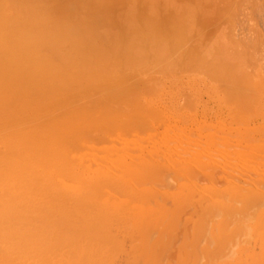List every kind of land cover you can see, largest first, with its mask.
<instances>
[{"label": "rangeland", "instance_id": "obj_1", "mask_svg": "<svg viewBox=\"0 0 264 264\" xmlns=\"http://www.w3.org/2000/svg\"><path fill=\"white\" fill-rule=\"evenodd\" d=\"M129 1H130V3H129ZM143 1H145V2L142 3ZM164 1L165 0H161V1L159 0V2H158V0H157V2H156V0H148V2H147L146 0H127L126 2H128V3L124 2L127 5L128 4H130V5H128V7L127 6L125 7L126 4H124V3L122 4L123 7L128 8L129 10L122 8L123 11H121L122 13H125L126 16H128V17H126L125 14H122L121 12L119 13V15H121L120 16L121 18H125L123 24L125 26H127V27H125L123 25V30L121 32H123L124 34L127 35V37L130 40L129 42H132L133 44L138 43V42H136V40H134V37L130 34V33H132V29H133L132 27H134L135 23H134V20L131 17H129V15L133 16V14L135 15V13L138 14V12H137L138 8L142 9V7H143L146 11L145 15L149 14L148 15L149 18L152 17L153 19L156 18L159 20L161 17L162 20L171 21L172 23L174 21L173 24L179 28L178 32H177L178 34H176V32H175V35H174V37H176L175 39H177V41L175 43L177 48L179 46L178 44L181 45V43H182V46H179V48H178L179 50L176 49V47H175V52L174 51L170 52L172 49H169V47H163L161 45L162 47H159L158 49H156L157 54H153V56H151V53H150V58H149V55H148V57H146L147 59L149 58V60H148L149 62L146 61L148 63V65L144 64L146 66H144V65L140 66V68L138 67L139 69L138 68L125 69L127 71L123 70L124 71V72L122 71L123 73L120 71L121 74H117V73L111 74L112 76H109L108 80L104 79V80H106V82H104V80L102 79L103 83H101L102 88H103L106 84L109 85L110 83L113 82L112 83L113 85H111L110 88L108 85H107L108 87L105 86V87H107L108 91H106V88L105 89L103 88L105 90V92L102 89V91L104 92V93H102L103 94L102 97L103 98H105L104 96L110 97L111 92L112 93L114 92L113 94L114 95L116 94V97H113V95H112L111 98H109V97H107V98H109V100H111L113 98L112 100H114V101L111 100V105H114L113 103L114 102L116 103V101H117L118 102L117 106L119 108L121 106L119 104V99L124 100L123 99L124 97L123 98L118 97V96H120L121 90H124V88H122V87L128 86L129 88H127V90L126 91L124 90V91L125 92L128 91L129 93H131L132 90L137 89L136 91H133V93L130 94V95L138 94V95L132 96L133 100L137 101V106L136 105H135L136 107L133 106L135 103L132 102L131 104H133V105L129 104L130 105L129 107L127 105H125L124 107H121V109L125 113V112H127L125 108H128L127 110H129V108L131 107L132 109H130V112L132 113L131 110H133L134 107L137 109V107L141 106L142 110H141V108H140V110H138L139 114H138V112H136V110H135V112L137 113V115H140L142 118H140V116L137 117L135 115L134 110H133L134 113H132L133 115H130V113L127 112L128 113L127 118H124V114L122 112L120 114H123V116L119 115L121 123L124 121L123 123L127 124L129 119H130L129 122L133 119V123H135V126H130L131 128L136 127L137 124L138 125L141 124L139 126V128L140 127H142V128L140 130L138 129L139 131L137 130V132H136L137 134L129 132L128 129H131V128H127V130H125V134L127 132L130 133V136L132 134L131 137H128V135L125 136L124 133H121L122 131H124V129H122V131L120 132L119 128L121 127V125L117 124V123H119V120L116 119L115 117L113 118V115H114L113 113L116 112L115 115H117V111H118V114H119L120 109L116 106H113V107H116L115 109L113 107L110 108V106L107 107V105H108L107 103L109 102V104H110V101H108V99H106L107 102L103 98H102L103 99L102 101H99V102L96 101L97 97L99 99L101 96L99 94L97 96L96 94L98 91L97 92L95 91V90H97V88H99V86L101 87V85L99 84V82H100L99 80L97 81L98 83L96 81H92L95 84H99V86H93L95 84L91 83V85L93 84L92 86L96 88V89L94 88V90H93V92H95V94L92 95L93 97L89 96V94L90 95L92 94V92L89 88H88L89 90H87V89L83 90L86 92L90 91L87 93H85L81 90V92H83V94H85L86 96L88 95V98L84 99L85 96L83 97V95L81 94L80 91L79 92L81 95L79 94L77 96V102L84 99L83 102H79L81 105L79 103H76V104H79V106L77 105V107L79 108L78 109L79 111L81 110L80 112H84L85 109L87 108V106H88V108L91 106V105L86 104L88 102L90 104L92 103V102H90V100L92 101V99H90L89 97L93 98V100L95 101L94 104H96L97 107H96V105H94L92 103V106H91L92 108H89V109H91L93 111H94V109H96L95 112H92L91 110H89L87 108L88 111H87V109L85 111V112H87L86 116H82L81 118L79 117V120H78V122H79L80 119H82V120L84 119L83 121L81 120L79 124L83 123L85 120L88 123L93 121L92 122L93 128L92 129L89 128L90 130H88V131H90L89 134L91 133L90 134L91 136L87 139V142H86L87 145H85L83 142H82V144L80 143L81 147H83L85 145L84 147H86L87 150L89 149V151L91 150L92 152L91 151L90 152L89 151H83L86 149L81 150L80 147L78 148V146H80V145L77 146L78 149H76V147H75V151L78 150L80 152V154H85L83 152H87L86 154H88V155H86V156H89V157H90V154H94V153H95L94 155H96V156L98 155L97 158H95L94 156H93V158H92V156L90 158L85 156L83 161H86L87 159H89L90 161L92 159L95 160V159L100 158V155H101V158L102 157L104 158V159L102 158V160L104 162L102 160L100 161L101 158L98 159L97 161L93 160L94 163L91 161V164H90L91 166L88 167V169L90 168L89 170H92V169L95 170L96 164L98 163L97 167L103 166L101 169L99 168L100 171L103 169H104V171L106 170L107 173L111 171L108 174H110L112 176H114V175L116 176V177L115 176L109 177L110 175L108 176V174L105 173L106 174L105 176L109 177L108 179L109 180L111 179V180L108 184H105V183L103 184L101 176H104V174L101 176L99 175L100 178L98 179V176H97V179L100 183L95 180V184H96V182H97V184L102 183V185H101L102 187L101 186L99 187L101 189V191H106L107 188L109 191L110 187H111V190H110L111 193H112V191H114L112 194L113 196H114V194H116L115 192H117L118 190L121 191V192L118 191L119 193H122V190H123L122 187L125 188L124 190H126V188H128L127 190H128V193H130V194H128L127 192H124L125 196L122 193V197L123 196L126 197L125 193H127L128 196L132 194V197L138 193L140 194L141 192H142L141 194L144 193L147 195L148 191L150 190V189L147 190L148 188H150V187L152 189L155 188L154 190H157V191H155V194H154V192H153L154 190H153L152 191L153 195H152V193H150V195L148 194V196H146L149 198V200H147V198H144L147 202L149 201L150 203L147 206L146 205L145 206L139 205V207H140L139 210H140V212H142V211L144 212L143 209L146 208L147 213H149L151 211L150 208L154 209V211H155L158 209L157 206H159L158 211L161 210L160 214L162 213L165 215V219L163 218V220L161 222L157 223V221H156V223L159 224L157 227H155L157 225L156 223L154 224V226L152 228V226L150 227V225L147 222L145 224L149 225L148 227H150V228L147 227L144 229L145 226L141 225L140 223L146 219L144 218V220H143L141 218L140 219L141 221H140L138 216H135V214L133 215V213H135V210L129 211L128 208L126 210L125 207L121 206L122 211L125 212V214H126V215H122L123 212L121 211V213H122L121 215L124 217L123 219L126 218V222H127L128 218H129L128 224L125 221H123V224H125V223L127 224V225L125 224V227H123L121 225L122 223L121 224L119 223V221H121L122 218L120 219V217H119L120 215L116 214L118 212V211L116 212L117 208L115 209L113 207L114 210H112V215H113V213H114V215H118V219H120V220L116 221V224L118 222V225L119 224L120 225L114 226L115 223L113 222L111 224V226L113 225L112 227L110 225L108 226V227H111V230H108V227L107 228L103 227L104 229L101 228L102 229L101 231L104 230L103 232L105 234V230H106L107 233H110L109 237L113 236L114 241L112 240L113 238H111V239L108 238L107 233H106L107 236H105V237L108 238L109 241L110 240L113 241L111 243L112 244L111 246H114L115 248L114 247L112 248L110 245H108V246H106L105 250H103V248L101 249L103 251H106L104 253V255L107 252H108V255L106 254V256H104L102 253L101 254L104 256L103 258L106 257L105 259L107 261H110L112 259L111 263H109V264H141V261H143V259L139 256L141 254L143 255V258H145V260H144V261H146L145 264H165V263L166 264H168V263H170V264H184V263H186V264H264V242H263L264 241V232H263L264 229L262 228L263 229L262 230L259 227L255 226V224L256 225L258 224V226L260 225V226L264 227L263 226L264 225V220H263L264 219V60H263L264 59V52H263L264 51V46H263L264 45V42H263L264 41V21H263L264 20V12H262V11H264V9H263L264 8V6H263L264 0H262V1L261 0H247V1L246 0H225V1L224 0H221V1L220 0H216V1L215 0L214 1L213 0H210V1L209 0H203L204 3L202 0H200V1H202V2L199 1L201 4L198 2V0H195V1L194 0H187V1L185 0L186 2H184V0H183V2H182V0H180L181 4L183 3L184 6L188 4V6H186V9H184V10H183L184 6L181 4H180L181 6L178 5L179 1L177 2V0H174V2H172L173 0H168L169 5L167 2L165 3ZM222 1H224V2H222ZM154 2L156 3V5ZM253 2H255V3H253ZM256 2L259 4H257ZM145 3H150V4L146 5V6H148V5H150V6H148V7L144 6ZM189 3L192 5L191 7H190ZM207 3H208V7H211L210 5L214 4L211 7V9H213L214 11L210 10V8L207 7ZM140 4L142 5V7ZM196 4H197V6H196ZM250 4H251V6H250ZM151 5H153V7ZM193 5H195V6L193 7ZM204 5H205V7H204ZM217 5H218V7H217ZM220 5H222V6L220 7ZM131 6H132V8H131ZM161 6H163L162 7L163 11H162V8H159ZM232 6H234V7L236 6V8L234 9ZM259 6H261V7H259ZM191 8H192V10L194 9L195 11H192ZM215 8H217V10L219 9L218 11H221V12H218L219 13L218 15L216 13L217 10ZM178 9H179V11H177ZM188 9H190L191 11ZM260 9H262L261 12H259ZM151 10L154 12H151ZM234 10H235V12H234ZM126 12H128V13H126ZM166 12H168V13H166ZM182 12H184V13H182ZM186 12H188L190 15ZM209 12L211 13L210 15H209ZM197 13H198V15L200 14V16L202 15L204 18L202 16L198 17V15H196ZM166 14L170 15V16H167ZM187 14H188V16H187ZM192 14L193 15L195 14L194 15L195 17ZM184 15H185V18H184ZM219 15H220V17H219ZM190 16L194 19V21L195 20L196 21L193 22V19L190 20L191 19ZM196 16H197V19H196ZM212 16H213V18H212ZM216 16H217V18H215ZM242 16H244V17H242ZM206 17L207 18L210 17V18L207 19ZM179 18L181 19V22H180ZM205 18L208 21L210 20V22H211V19H213L212 20L213 23L208 22V23H206L205 28H203ZM219 18H221V19H219ZM167 19H169V20H167ZM185 19L190 20V21H187V20L185 21ZM129 21H130V23H129ZM125 22H127V23H125ZM193 23H194V26H193ZM200 24H201L200 30H202L201 31L202 33L199 32V27H197L198 29L196 28L197 29L196 34L198 33L199 35L197 34L198 36H196L194 34L195 28H193V27H196L197 25L199 26ZM211 25H212V28L209 27ZM128 26L129 27L131 26L130 27L131 29H129L130 31L128 30V28H129ZM205 29H206V31L208 29V31L203 32ZM252 29H254V30H252ZM182 30H183V36L184 37L181 34ZM186 30H187V32H185ZM117 31L114 33L119 34L120 31H118L119 33H117ZM249 31H251V32H249ZM189 32L191 33V36L193 35L191 37L192 39H194V37L196 38V39H194L195 41L190 39V36H189L190 40L189 41L187 40L188 39L187 36L190 34ZM254 32H256V33H254ZM104 33L108 36L109 35L111 36L112 34L114 35V33H111L110 30H106ZM248 34H249V36H248ZM255 34H256V36H255ZM178 35H181V36L178 37ZM251 35H253V37ZM249 38L252 39V40L250 39L251 43H250ZM245 39H246V41H249V42L248 43L245 42L244 41ZM191 40H192V42H190ZM227 40H229V41H227ZM173 41H174V39H173ZM231 41H233V42L231 43ZM242 41L245 44L241 43ZM252 41H253L254 45L252 44ZM197 42L202 43V45L200 43H197ZM246 43L248 45H246ZM189 44H191V45H189ZM196 44H198V45H196ZM206 44H207V46H206ZM210 44L211 45L214 44V45L211 47ZM216 44H218L222 48H219V46ZM183 45H185V48L187 46V48L182 49ZM237 45L239 46V50H241L240 52L237 49L238 48ZM249 45L252 47H249ZM165 46H167V45H165ZM198 46H199V48H197V50H195L196 47H198ZM229 46L232 48V50ZM233 46L235 47V50H234ZM236 46H237V48H236ZM191 47L194 49H192ZM217 48H218V51H220V52H218L216 50ZM223 48H225V49H223ZM135 49H136V51L134 52V54H136L137 51H139V50H137V48H135ZM206 49H207V51H206ZM260 49H261V51H260ZM161 50H162V53L159 52ZM184 50H186V51L183 52ZM192 50H194V51H192ZM179 51L181 53L183 52L184 54L183 55L180 54ZM203 51L205 54L203 53ZM209 51H211V53H209ZM221 51L222 52L224 51V52L222 53ZM242 51H244L246 54H244V52H242ZM235 52H237L239 56L237 55V53L235 54ZM259 52H261V53H259ZM173 53H175V54L172 57ZM228 53H230V54H228ZM166 54H167V56H164ZM159 55H160V57H159ZM202 55H204V56H202ZM209 55H210L211 59L209 58ZM218 55H220V56H218ZM255 55H256V57H255ZM170 56H171V59H170ZM241 56H242V58H241ZM154 57H155V59H154ZM157 57H158V59H157ZM163 57H164V59H163ZM179 57H181V58H179ZM214 57H215V59H214ZM245 57H246V59H245ZM249 57H250V59H249ZM177 58H178V60H177ZM194 58H195V60H194ZM197 58L199 59L198 61H197ZM150 59L152 60V62L154 61L152 64H149L151 61ZM168 59H170L172 62L168 61ZM209 59L211 62H206V65L204 62H202V61H209ZM158 60H163V61H158ZM166 60H167L169 66H167ZM182 60H183V62H182ZM180 61L182 64L179 63ZM213 61L218 65L219 68L217 67L216 64H214ZM156 62L158 64H156ZM160 62H161V64H160ZM224 62H225V64H224ZM162 63H164V65L166 63V65L163 66ZM195 63L198 66H195L196 65ZM208 63H210V64H208ZM139 64L141 65V63H139ZM171 64H172V66H171L172 68L170 67ZM174 64H175V66H174ZM213 64H214V66H213ZM160 65H161V69L159 67ZM207 65H208V67H207ZM224 65L226 66V68ZM234 65H235V67H234ZM221 66H224V67H221ZM155 67H157V68L159 67V69H157ZM167 67H169L170 69L168 68L166 70ZM210 67H212L211 70H210ZM208 68H209V70H208ZM136 69H138V71H136ZM205 69L207 70V72ZM228 69L230 71H228ZM129 70L132 72H130ZM161 70L162 71L166 70V71H163L164 72L163 73V72H161ZM241 71H242V73H241ZM224 72H225V75L228 72V74H230L231 76L228 75V77H229L228 78L227 75L226 76L223 75ZM113 75H115V76H113ZM243 76H244V78H243ZM245 76L248 77L247 78L248 80L246 79L247 82L244 80L246 78ZM235 77L238 79H235ZM122 78L123 79L125 78L127 81L125 79L123 80ZM130 79H131V81H130ZM240 79L242 81H240ZM251 79H252V82H251ZM119 80H122V81L120 82ZM243 80H244V82H243ZM231 83H233V84H231ZM251 83H252V86H251ZM103 84H104V86H103ZM121 84H122V86H121ZM114 86H116L117 89L114 88ZM118 86H119V88H118ZM228 86H229V88H228ZM130 89H132V90H130ZM124 91L122 93H124ZM224 91H226V92H224ZM106 92L109 95H105V94H107ZM129 93H128V95H129ZM124 94H127V93H124ZM124 94H122V96ZM128 95H126V96L124 95L126 97V99L124 100L125 102L131 98V97H127ZM80 96H82L83 98L81 97L79 100L78 97H80ZM95 96H97V97H95ZM114 98L117 100H115ZM132 98L130 99L131 101H132ZM134 98H136V99H134ZM86 100H87V102H86ZM104 101L106 102V106L103 105ZM128 101H127V103L131 102V101H129V102ZM96 102H98V103H96ZM125 102H124V104H125ZM84 103L87 106L84 110H82L83 108L81 109V106L85 107ZM100 103L106 109L104 107H102L100 105ZM121 104H123V103H121ZM99 105H100V107H99ZM143 107H145V109H143ZM146 107H148V109L150 108L151 112L148 109H146ZM97 108H99L100 110L103 108V109H105V112L106 111L111 112L109 114H111L112 117L111 116L109 117L106 113L104 115L105 118L102 117L103 116L102 113L104 110L98 111L99 113H96ZM107 108H110V109H107ZM123 108L125 109V111ZM116 109H118V110H116ZM148 111H149V113H148ZM155 111H156V113H154ZM90 112H92L94 114L91 115L92 113L90 114ZM157 112H159V113H157ZM236 113H237V115H236ZM151 114H154V115H151ZM79 115L81 116V113H79ZM88 115L91 116V118H89ZM95 115H96V119H95ZM98 115H99V117H97ZM92 116L94 117L93 120H92ZM156 116H157V118H156ZM116 117L118 118V116H116ZM152 117H154L155 119L154 118L152 119ZM87 118H89V119L87 120ZM103 118H104V121H103ZM107 118H108V120H107ZM110 118H111V120H110ZM136 119H138V121H139L138 123H137ZM94 121L96 124H94ZM101 121H102V123H100ZM109 121H110V123H112V126L114 128L116 127V126H114L115 124L118 125V128H117L118 131L114 132V130H117V129H113V127H110L111 124H109ZM114 121H115V124L113 125ZM86 122H84L85 125H86ZM103 122H105L104 124L107 127L108 131H111V129H113L111 133L114 132V134L116 133V135L113 134V136H112L111 134L108 133V135H111V136H109L110 137L109 138L107 135H105V134H107L106 131L99 133L100 130H98L99 134L94 132L97 130V129H95L97 126H100V125H101L100 127L104 126V125H102ZM97 123H98V125H97ZM131 123H132V121H131ZM144 123H146L145 124L146 128H145ZM79 124H78V129H80L79 130L80 132L82 130L81 136H83L84 125L82 124V126L79 127ZM138 125H137L136 129L138 128ZM122 126H124V125H122ZM106 127H104V128H106ZM100 129L103 130L102 128H100ZM91 130L92 131L94 130V131L91 132ZM143 130H144V132H143ZM132 131H134V130H132ZM138 132H140V135L138 134ZM85 133H87V132H85ZM102 134L105 135V137H102ZM197 134H200V135L197 136ZM204 134L206 136L207 135L209 136V139H210V141H213V144H211L212 142L210 144H208L209 143L208 136L206 137ZM133 135H135V136H133ZM173 135H175V136H173ZM85 136H87V135H85ZM106 137H108L109 139ZM118 137H120V138L124 137L125 140H122L123 138L120 140ZM135 137H137V139L134 141V143L137 144L136 146L139 149H136V147L134 148L133 146H135V145H132V144H131L132 146L129 145L130 142L126 147H123L126 145L125 142L127 143V141H131V140H133L132 138H135ZM160 137H162V139ZM180 137H182V139ZM77 138H79V136ZM114 138H116L115 140L119 139L120 142H122V144H125V145H122L121 143H119V141H115V143H114ZM93 139H95L96 141L100 140V142H96ZM180 139H181V143H179ZM110 141L111 142L113 141V144L115 145V147L117 146V151L115 148V151H116L115 154H117L116 157L119 158V155H120V157L123 156V160L125 158L124 161L125 162L127 161L125 165H127L128 167L123 165L124 163L122 164V166H123L122 167L120 165L121 164L120 162H119L120 164L116 163V162H114V163L112 162L115 159L117 161H119V160L114 156L115 155L113 153L114 150H111L110 153H109L110 150H107V149H110L112 146V143L110 144ZM123 141H125V142L123 143ZM147 141H148V143H146ZM175 141L178 143H176ZM194 141H195V143H194ZM214 141H215V143H214ZM105 142H108V143H105ZM132 143H133V141H132ZM188 143H190V144H188ZM186 144H188V145H186ZM217 144H219L220 147ZM177 145H178V147H177ZM183 145H185V146H183ZM206 146H207V148H206ZM216 146H218V147H216ZM195 147H197V148H195ZM113 148H114V146H113ZM140 148H141V151H139ZM156 148H157V150H156ZM197 149L199 152L197 151ZM106 150L108 151L109 154L107 153ZM146 150H147L146 153H148L147 157L145 154ZM153 150H156L158 156L156 155L155 151H154L155 152L154 155H156V156L153 155ZM189 150H192L191 152L193 154ZM179 151H180V153H179ZM221 151H223V152H221ZM104 152H106V153H104ZM142 153L144 155H142ZM185 153H186V155H185ZM245 153L247 155H245ZM138 154H139V156H137ZM196 154H198V155H196ZM219 154H220V156H219ZM239 154H243V155L239 156ZM112 155H113V157H112ZM148 155L151 157V159L149 158ZM221 155H222V157H221ZM76 156L78 158L80 155L79 156L76 155ZM127 156H132V157L129 158ZM141 156H144L146 158L141 157ZM175 156H176V158H175ZM179 156H180V158H179ZM135 157L136 158L138 157L137 158L138 160ZM181 157H183V158L181 159ZM192 157H195V158H192ZM203 157L207 160H205ZM105 158H106V160L107 159L110 160L112 158L111 163L109 162V160H108L109 163L107 161L105 162ZM142 158L144 159V161L141 162ZM159 158H160V160H159ZM79 159H81V158L79 157ZM190 159H191V161H190ZM131 160H132V162L135 163V165H133ZM181 160H182V162H181ZM186 160L189 162L185 163ZM151 161H153L154 164L156 162L157 165L156 164L155 165L150 164ZM169 161H170V163H169ZM203 161H204V163H203ZM190 162H192V163H190ZM80 163H81V161H80ZM88 163H86V164H88ZM92 163H93V165H92ZM105 163H107L106 166H105ZM130 163H132V165H130ZM179 163H181L182 165L179 166L178 165ZM209 163L212 165L214 164V166H213L214 168ZM136 164H138L137 165L138 167L136 166ZM141 164H143V166ZM158 164L160 166H158ZM173 164H177V165H173ZM187 164H190L191 166L187 165ZM195 164H197V165L195 166ZM147 165H149V166H147ZM151 165H154V167H152ZM200 165L203 168L205 167V169H203ZM129 166H131V167H129ZM145 166H147V167H145ZM155 166H158L160 169L158 170V168ZM206 166H207V169H206ZM106 167H108V168L106 169ZM113 167H115V168H113ZM134 167L136 169H134ZM140 167H141V169H140ZM187 167L189 169H192L194 167L192 169L194 171H195V168H196V170H197V168L199 169V167H200V169L201 168L202 169L199 170V171H201L200 173L198 171H197L198 173L197 172L192 173L191 172L192 170L191 171L188 170L187 174H185L187 169H188ZM77 168L81 169V167L80 168L77 167ZM84 168H86V167H84ZM116 168L117 169L119 168L120 171L117 170ZM126 168L129 172L127 170H125ZM147 168L151 174L146 170ZM154 168H156L157 170H155ZM177 168H178V170H177ZM82 169H83V167H82ZM121 169H122V172H121ZM139 169H140V171H142V172H140V174L143 173V175H144V173H145L144 171H146L147 177L151 176L152 178L151 177H149V178L152 181L153 180L154 181L151 182V180L149 178H148L149 180L146 178V180L148 181L147 184H145L146 180L143 179L144 181L142 180V182H143V185H142L140 179L145 178V176L141 177V175L138 172ZM182 169H183V171H182ZM223 169H225V170L223 171ZM83 170H84V172L86 171L85 173L88 174V177L92 173L93 177L92 176L91 177L94 178L96 171L90 173V172H87V169H83ZM96 170L98 171V168ZM113 170H115L114 171L115 173L112 172ZM134 170L137 171V173L139 174V176L141 178H139L138 176H137L138 178L136 177L135 174H137V173ZM80 171L78 170V173H80ZM125 171L129 173L128 179H126V177H128V173H125ZM160 171L161 172L163 171L162 174H160L161 173ZM180 171H182V172H180ZM184 171H185V173H184ZM231 171L234 174H232ZM84 172H83V175L85 174ZM98 172L96 175H98ZM133 172H135V174ZM152 172H154V173L152 174ZM173 172L175 174L174 176H178V178H176L177 181L174 180L175 177L173 179ZM190 172H191V174H190ZM118 173L122 177H124L126 175L125 179L128 182H131V184L133 182H135L136 179H139L140 182H138V183L139 184L141 183L140 187L142 186L141 187L142 190L138 187L137 183H136L137 187L133 186L134 185V183H133L132 186H133V188L135 187L134 190L136 191L134 193V190H131L133 188L131 186H128L129 183L125 184V182H127V181H125V179L122 177H120V179L118 181L123 179L122 181H124V182L120 181L121 183H119L117 181L118 177L120 176ZM158 174H160L162 176L159 175L160 177H157L158 179H156L155 175L158 176ZM182 174L187 175V176H185V175L184 176L187 177L189 180L187 178L186 179L184 178L182 181V178H183ZM201 174H203V175L201 176ZM134 175H135V178H134ZM180 175L182 176V178L180 177ZM208 176H209L210 180H208ZM153 177L156 179V181H155V179H153ZM100 179H101V181H100ZM108 179L106 178V180H103V182L109 181ZM132 179L133 180L135 179V180L132 181ZM157 180H158V184H157ZM208 181H210V182H208ZM112 182H115L116 185H114V187H113V185L112 186L110 185V187H109V184H113ZM150 182H151V186H149V184H148ZM80 183L82 185L81 181H80ZM117 184H119V185L117 186ZM237 185H238V188H237ZM115 186H117V187L120 186L121 188L120 187L117 188ZM143 186L145 188H143ZM232 186H236V187H232ZM104 187H105V189H104ZM112 187L116 188L118 190L115 191L112 189ZM129 187L131 189H129ZM231 187H232V189L230 192ZM225 188H227L228 192L226 191ZM251 189H253V190H251ZM137 190L138 191L140 190L141 192L139 191L137 193ZM158 190H159V192H158ZM108 191H106V193ZM144 191H146L147 193ZM109 192L107 194L110 197V199L112 198L111 200L113 202V199L115 196L113 197L111 195V193L109 194ZM150 192H151V190H150ZM156 192H158L157 196H156V194H157ZM230 193H232V195ZM144 194H143V197H144ZM116 196H119V194ZM132 197L130 199L126 197L127 199L126 198H124V199H126V200L129 199V201H130V200H132ZM143 197L140 198V195H139L138 196L139 200H137V199H136L137 201L134 200L135 203H137V205L138 204H144L145 201H144ZM199 197H201V198H199ZM247 197H248V199H246ZM116 198H118V197H116ZM243 198H245V199H243ZM124 199H120L121 202L124 203L123 205H128V207H130V209H132L133 207H131V206H134V205H132L134 203V201H130V202H133L130 206L129 205L130 203L127 204L128 201L125 202ZM201 199L202 200L204 199V200L202 202H199ZM119 202L118 203L114 202V203H117L120 206ZM181 204H182V206L177 208ZM114 206H116V204ZM119 206H118V208L120 209ZM242 206H244V207H242ZM134 207L138 208L136 205ZM124 208H125V210H123ZM148 209L150 210L149 212H148ZM175 209H176V211H175ZM178 209H180L179 213H175V212H178ZM201 209L207 210V211H204V212H206L207 216L204 215V212L201 211ZM240 209H241V211H240ZM127 211H128V214L126 213ZM137 212H136V214H139ZM200 212L202 213L201 214L202 216H200ZM147 213L143 214V216L149 215ZM180 213L182 215H179ZM139 215H142V214L140 213ZM203 215L205 217H203ZM158 216H160V215L158 214ZM177 216H179V217H177ZM256 219L257 220L260 219V221H253ZM208 220H213V221L209 222ZM240 222H241V224L239 225ZM132 224H135V226ZM237 224H238V226H237ZM241 225H243V227ZM113 227L116 229L118 228L117 229V230H119L118 233H117V230L112 229ZM122 227H123V229H122ZM124 228H126V230L128 229V231H126ZM236 229H238L239 232ZM113 230L115 232H111ZM120 230H121V232H122V230H125L126 232L124 231V233H122L123 234L122 235L120 233ZM259 230H261L260 233H259ZM245 231H246V235L244 233ZM132 232H133V234L135 232H137L136 233L137 235L136 234L132 235ZM139 232H142V234H140ZM211 232H212V234H211ZM215 232H216V234H215ZM111 233H112V236H111ZM213 233H214V235H216V237L213 236ZM115 234H117V235H115ZM128 234H130V235H128ZM248 234H250L251 238H249V236H247ZM141 235H142V237H141ZM210 235L212 237H214V239L210 238L209 237ZM220 235H222V236H220ZM123 236H124V240H123ZM145 236H148L147 241L146 240L144 241L141 239V238L146 239L147 237L145 238ZM222 237L225 238V241L222 240ZM216 238L218 241L221 239L220 241H222V243L224 242L225 246L221 242L220 243L224 247H227V248L222 247L223 250H221L222 248L220 247V251L221 252L223 251L222 253L217 252V251H219V250H217L219 248V245L216 244V242H218L216 240ZM261 238H263L262 243H258V242H260V240H262ZM129 239H131V241H132V242H130L131 243L130 245H129ZM215 240H216V242H215ZM110 242H108V240H106V243L110 244ZM117 242H119V243H117ZM121 243H122V245H121ZM123 243H125V244H123ZM117 244H119L120 246L119 245L117 246ZM100 245H102V244H100ZM134 245L135 246L137 245V247H135ZM206 246L209 247L210 250L212 249L211 251H213V254H211V252L205 253L206 251H205V249L203 250V248ZM99 248H101V246ZM115 249H118V250H115ZM137 249L138 250L140 249V250L138 251ZM224 249H225V251H224ZM101 250L99 251V255H100ZM132 250H137L138 252L136 251V253H138V254H136ZM48 253L49 254H46V256L51 255V252H48ZM111 254H113V255H111ZM52 255L55 256V258L57 259L58 256H57L56 252L53 251ZM102 255L100 257L103 261L105 259L102 258ZM136 255H137V257H136ZM138 256L140 257V259ZM89 257H88V259H89ZM100 257L98 258L99 260L96 258L98 261L95 259V262L98 263L99 261H101ZM110 257H111V259H110ZM53 258L54 257H52L48 261H52V263H56L55 262L56 259L55 258L53 259ZM92 259L93 258L91 257V260ZM246 259L247 260L249 259V263ZM106 260L104 262H106ZM13 261H15V259ZM13 261H12V263H14ZM5 262L7 263V260H5ZM91 262H90V260H88V264L94 263V262H92V263ZM99 264H104V263L102 262ZM107 264H108V262H107Z\"/></svg>", "mask_w": 264, "mask_h": 264}, {"label": "bare ground", "instance_id": "obj_2", "mask_svg": "<svg viewBox=\"0 0 264 264\" xmlns=\"http://www.w3.org/2000/svg\"><path fill=\"white\" fill-rule=\"evenodd\" d=\"M126 1L127 0H0V264H88V260H90V262L93 260L92 261V262H94L93 264H99V263H102V262L104 264H107V262H108V264H109L112 261V259H111L112 256L111 255H113V254L110 255L111 256L110 257L111 260L107 261L105 259L106 257L105 258H103V257L106 256V254L108 255V252L104 255V253L106 251H103V250H105L106 246H108V245L111 246L112 245L111 243L114 241V238L112 236V233H111L112 237H109L110 233H107L106 230H105V234H104V232H103L104 230L101 231L102 230L101 228H103V227L107 228L109 225L111 226V224L113 222L115 223L114 226H116V225H118V222L116 224V221L120 220L121 218L122 219H121V221H119V223L120 224L122 223L121 225L123 227H125V224L126 223L128 224L129 218H128L127 222H126V218L123 219L124 217L122 215H126V214H125V212L122 211V207H125L126 210L128 208L129 211L130 210H135V213H133V215L135 214V216H138L139 220L141 218L144 220V218H145L146 219V220H144L145 222L144 221H142V222L144 224L148 222V224L150 225V227L152 226V228H153L154 224L156 223V221L158 223V222H161L163 220V218L165 219V215L162 214V213L160 214L161 210L158 211L159 210V206H157L158 209L155 210V211H154V209L149 207L151 209V211L148 209V212L150 211L149 213H147V209L146 208L143 209L144 212L143 211L140 212V210H139V208H140L139 205L140 206L141 205H143V206L146 205L147 206L150 203L149 201L147 202L144 198H147V200H149V198L146 197V196H148V194L150 195V193H152V191L155 188H153V189L151 187L148 188L147 190L150 189L151 192L149 190L147 195L143 193L144 197H143V194H141L142 192L139 190L141 192L139 194L138 193L139 191L137 190L138 194L134 195L135 197L133 196L134 197L133 198L132 194L129 195L130 197L128 196V194H130V193H128V190H127L128 188H126V190H127L126 191V190H124L125 188L120 185L123 188V190L121 189L123 195H124V192H127L128 194L125 193L126 197L129 198V199L132 197V200H130V201L139 200L138 199L139 195H140V198L143 197V199L145 201L144 204H138V205H137V203H135V201H134V203H135L134 204L133 202H130L129 199L126 200L127 198L124 197L125 195L122 197V193L118 192L120 190H118L116 188H113L114 185H116L115 182H112L113 184H109V187H110V185L111 186L113 185V187H112L113 190H115V191L118 190L117 192H115L116 194H114L115 197L112 195L114 191H112V193L110 191L111 187H110V190H109L110 192L108 191V188L106 187L107 188L106 191H108L109 194L111 193V195L114 197L113 202L111 200L112 198L110 199V197L108 196V194H107L108 192L106 193V191H101V189L99 187L102 185V183L103 184L104 183L108 184L110 182V180H111V179L109 180L108 178L109 177H114L115 175L113 174L114 176H112V175L108 174L111 171L107 173V171L106 170L104 171V169L100 171L99 168L101 169L103 166H100L101 165L100 164L99 165L100 167H97L98 163L96 164V167L98 168V171L100 173L102 172L101 174L96 170L97 169L96 167H95V170L92 169L93 171L89 170L90 168L88 169V167L91 166L90 165L91 161L93 162V160H94V159H92L93 156L95 158L98 157V155L97 156L94 155L95 154L94 152H93L94 154H90L89 152L91 150L89 151V149L87 150L86 147H84L85 145H87V143H86L87 139L91 136L90 135L91 133L89 134L90 131H88V130H90L89 128H91V129L93 128L92 127L93 126L92 125L93 121L88 123L85 120L84 122H86V125L84 124V122L79 124L82 119H80V121L78 122L79 117L81 118L82 116H86L87 112H85V111L88 108V106L85 105L87 100L84 103L85 107L81 106V109L83 108L82 110H84L86 108V106H87V108L85 109L84 112H80L81 110L79 111L78 110L79 108L77 107V105L79 106V104H80L79 102H83L85 98H88V95L86 96L85 94H83V92L87 93V92H90V91H87V92L83 91L84 89H87V90L90 89L92 94L91 95L89 94V96H92V95L95 94V92H93L95 87H93V86H99V84L101 85V83H103L102 79L103 80L104 79L108 80L109 76H112L111 74H116V73L117 74H121L120 71L121 72L123 70L127 71L125 69H130V68L132 69V68H138V67L140 68V66H143L144 64L148 65V63L146 61L149 60L150 53H151V56H153V54H157L156 53L157 52L156 49H158L159 47H162V46L163 47H169V49H172L170 52H173V51L175 52V47H176V49H178L179 46H182V43H181V45L178 44L179 46L177 48V46L175 44L177 39H175L176 37H174V35H175V32H176V34H178L177 32H178L179 28L173 24L174 21L172 23L171 21L162 20L161 17H160L159 20L156 19V18L153 19L152 17L149 18L148 17L149 14L145 15L146 11L142 7L141 4L140 5H141L142 9L141 8L139 9L138 8L139 6L137 7L138 11L134 8L138 12V14L135 13V15L133 14V16L129 15V17H131L134 20V23H135L134 27H132L133 28L132 29V33H130V34L134 37V40H136V42H138V43L133 44L132 42H129L130 40L127 37V35L124 34L123 32H121L123 30V25H124L123 22H124L125 18H121L120 17L121 15H119V13L121 11H123L122 8H125L126 6L128 7V5H130V4L127 5L126 3H128V2H126ZM146 1L148 2V0H146ZM186 1L184 0V2H186ZM199 1L200 0H198V2ZM202 1H200V2H202ZM224 1H222V2H224ZM124 2H126V3H124ZM144 2L145 1H143L142 3H144ZM156 2H157V0H156ZM158 2H159V0H158ZM164 2L168 3V0L167 1L165 0ZM172 2H174V0ZM177 2L179 3V4L177 3L178 5L181 4L180 0H177ZM182 2H183V0H182ZM123 3L126 4L125 7L122 6ZM129 3H130V1H129ZM203 3H204V1H203ZM253 3H255V2H253ZM147 4H150V3H145L144 6H146ZM257 4H259V3H257ZM155 5H156V3H155ZM168 5H169V3H168ZM181 5H183V3ZM189 5H190V7L192 6L190 3H189ZM205 5H204V7H205ZM213 5H210V6L212 7ZM222 5H220V7ZM148 6H150V5H148ZM148 6H146V7H148ZM151 6L153 7V5H151ZM163 6H161L159 8H162ZM186 6H188V4L183 7V10L186 9ZM194 6L195 5H193V7ZM196 6H197V4H196ZM250 6H251V4H250ZM207 7H208V3H207ZM211 7H208V8H210V10H213V9H211ZM217 7H218V5H217ZM232 7L234 9L236 8V6L235 7L232 6ZM259 7H261V6H259ZM131 8H132V6H131ZM125 9L129 10L128 8H125ZM215 9L217 10V8H215ZM188 10H190V9H188ZM191 10H192V8H191ZM218 10H217V12L215 11L217 13V15L219 14L218 12H221V11H218ZM261 10L262 9H260L259 12H261ZM162 11H163V8H162ZM177 11H179V9ZM192 11H195V10L193 9ZM151 12H154V11L151 10ZM234 12H235V10H234ZM262 12H264V11H262ZM126 13H128V12H126ZM166 13H168V12H166ZM182 13H184V12H182ZM186 13H188V12H186ZM122 14H125V13H122ZM188 14H187V16H188ZM210 14L211 13L209 12V15ZM196 15H198V13ZM125 16H126V14H125ZM167 16H170V15H167ZM199 16H200V14L198 15V17ZM126 17H128V16H126ZM210 17H208V18L206 17V18L209 19ZM219 17H220V15H219ZM242 17H244V16H242ZM184 18H185V15H184ZM190 18H189L190 20L193 19L191 16H190ZM206 18H205L206 22L203 20L204 21V27L203 28H205L206 23H208V22L209 23H213L212 22L213 19H211V22H210V20L208 21ZM212 18H213V16H212ZM215 18H217V16ZM196 19H197V16H196ZM219 19H221V18H219ZM167 20H169V19H167ZM186 20L187 19H185V21ZM190 20H187V21H190ZM195 21L193 19V22H195ZM180 22H181V19H180ZM125 23H127V22H125ZM129 23H130V21H129ZM201 24L199 26L197 25L196 27H193V28H195V33L194 34L196 36L199 35L198 33H197L198 35L196 34V30L198 29L197 27H199V32L202 31V30H200ZM193 26H194V23H193ZM125 27H127V26H125ZM130 27L128 28V30L131 29ZM209 27L212 28V25L209 26ZM106 30H110L111 33H114V32H116L118 30V31H120V33L117 31V33H119V34L114 33V35L112 34L111 36L110 35L108 36V35H106L104 33ZM252 30H254V29H252ZM205 31H206V29L203 32H205ZM207 31H208V29H207ZM185 32H187V30ZM249 32H251V31H249ZM254 33H256V32H254ZM181 34L183 36V30H182ZM179 36H181V35H178V37ZM189 36H190V39H192L191 37L193 35L191 36V33H190L187 36L188 37V39H187L188 41L190 40ZM248 36H249V34H248ZM251 36L253 37V35H251ZM255 36H256V34H255ZM173 39H174V41H173ZM194 39H196V38L194 37ZM194 39H192V40H194ZM250 39L251 38H249V40ZM192 40L190 42H192ZM251 40H250V43H251ZM227 41H229V40H227ZM244 41L247 42V43L249 42V41H246V39ZM232 42L233 41H231V43ZM197 43H200V42H197ZM241 43L245 44L243 41ZM247 43H246V45H248ZM200 44L202 45V43H200ZM252 44H253V41H252ZM165 45H167V46H165ZM189 45H191V44H189ZM196 45H198V44H196ZM213 45L214 44H212V45L210 44L211 47ZM216 45H218V44H216ZM250 45H249V47H252ZM199 46L196 47L195 50H197V48H199ZM206 46H207V44H206ZM237 46H236V48H237ZM135 48H137V50H139V51H137L136 54H134V52L136 51ZM184 48H185V45H183L182 49H184ZM186 48H187V46H186ZM219 48H222V47L219 46ZM192 49H194V48H192ZM207 49H206V51H207ZM223 49H225V48H223ZM237 49H238L239 52L241 51V50H239V46H238ZM216 50L218 51V48ZM231 50H232V48H231ZM234 50H235V47H234ZM185 51L186 50H184L183 52H185ZM192 51H194V50H192ZM260 51H261V49H260ZM159 52L162 53V50L159 51ZM183 52L182 53L180 52V54L183 55L184 54ZM218 52H220V51H218ZM242 52H244V51H242ZM203 53H204V51H203ZM209 53H211V51H209ZM236 53L237 52H235V54ZM259 53H261V52H259ZM174 54L175 53H173L172 57L174 56ZM228 54H230V53H228ZM244 54H246V53L244 52ZM148 55H149V58L147 59L146 57H148ZM237 55H238V53H237ZM164 56H167V54L164 55ZM202 56H204V55H202ZM218 56H220V55H218ZM159 57H160V55H159ZM255 57H256V55H255ZM179 58H181V57H179ZM209 58L211 59L210 55H209ZM241 58H242V56H241ZM154 59H155V57H154ZM157 59H158V57H157ZM163 59H164V57H163ZM170 59H171V56H170ZM170 59H168V61H171ZM210 59H209V61H202V62H204L205 65H206V62H211ZM214 59H215V57H214ZM245 59H246V57H245ZM249 59H250V57H249ZM177 60H178V58H177ZM194 60H195V58H194ZM198 60L199 59L197 58V61ZM158 61H163V60H158ZM153 62L151 60L149 64H152ZM166 62H167V60H166ZM182 62H183V60H182ZM139 63H141V65ZM179 63H181V61ZM156 64H158V63L156 62ZM160 64H161V62H160ZM162 64H163V66L166 65V63H165V65H164V63H162ZM208 64H210V63H208ZM214 64H216V63L214 62ZM214 64H213V66H214ZM224 64H225V62H224ZM144 66H146V65H144ZM167 66H169L168 62H167ZM171 66H172V64L170 65V67ZM174 66H175V64H174ZM195 66H198V65L196 64ZM224 66H221V67H224ZM159 67L161 69V65ZM159 67L158 68L155 67V68L159 69ZM207 67H208V65H207ZM212 67H210V70L212 69ZM217 67H218V65H217ZM234 67H235V65H234ZM168 68L169 67H167L166 70ZM225 68H226V66H225ZM138 69H136V71H138ZM166 70H163V71H166ZM208 70H209V68H208ZM163 71L161 70V72H163ZM228 71H230V70L228 69ZM130 72H132V71H130ZM206 72H207V70H206ZM241 73H242V71H241ZM223 75H225V72H224ZM226 75L228 77V75H230V74H228V72H227ZM113 76H115V75H113ZM243 78H244V76H243ZM247 78L248 77H246L244 80L246 81ZM235 79H238V78L235 77ZM98 80L100 81L99 84H95L94 82H92V81H96L97 82ZM106 80H104V82H106ZM244 80H243V82H244ZM119 81L121 82L122 80H119ZM130 81H131V79H130ZM240 81H242V80L240 79ZM251 82H252V79H251ZM91 83H94L95 85L92 84L93 85L92 86ZM112 83H110L109 85L106 84L105 86L108 85L109 88H110V86L113 85ZM231 84H233V83H231ZM103 86H104V84H103ZM105 86L103 88L104 89L106 88V91H108L107 90L108 86L107 87H105ZM121 86H122V84H121ZM251 86H252V83H251ZM103 88H102V85H101V87L99 86V88H97V90H95L96 92L98 91L97 94H96L97 96H98V94L101 95L99 99H98L97 96H95L98 99V100L96 99V101L99 102V101H102L103 99L104 100L108 99V101H110V104L108 102L107 103L108 104L107 107L108 106H110V108L113 107V106L118 107L117 106V103H118L117 101H116V103L115 102L113 103L114 105H111V100L113 98L111 100H109V98H111L112 95H113V97H116V94L114 95L113 94L114 92L113 93L111 92L110 97L107 96L109 98H107L106 96H104L105 98H103L102 97L103 96L102 93L105 92V90ZM114 88L117 89L116 86H114ZM118 88H119V86H118ZM122 88H124V90L126 91L127 88H129V87L128 86H124ZM228 88H229V86H228ZM102 89L104 90V92L102 91ZM81 90L83 92H81ZM124 90H121L120 96H118V97H120V98L124 97L123 99L125 100L126 99L125 96L128 95L129 92L128 91L125 92ZM130 90H132V89H130ZM136 90L137 89L132 90L131 93H133V91H136ZM79 91L81 92L83 97L84 96L85 97L81 101L77 102V96L80 94ZM123 91H124V93H127V94L122 93ZM224 92H226V91H224ZM131 93H129V95ZM122 94H124L125 96L124 95L122 96ZM105 95H109V94L107 93ZM129 95L127 97H131L132 98L133 95H138V94H133V95H130V96ZM81 97L82 96L78 97V99L80 100ZM92 97H89L90 99H92V101L90 99L89 100H90V102H92L94 104L95 101L93 100ZM130 99H128V100L131 101ZM134 99H136V98H134ZM115 100H117V99H115ZM124 100H120L119 99V104L121 106H120V108L119 107L118 108L120 109L119 110L120 112L118 114V111H117V115H115L116 112H114L113 114L115 116L113 115V118L115 117L116 119L119 120V123H117L118 125H121V127L119 126L120 127L119 131L121 132L122 129H124V131H122L121 133L125 134V130H127V128H131L130 126H135V123H133V119L131 120L133 124L131 123V121L129 122L130 119L128 120L127 124L123 123L124 121L121 123L119 117L123 116V114H124V118H127V114L128 113H130V115H133L132 113H134L135 110H136V112H138V110H140V108L142 110V107L138 105L139 107H137V109H136L135 107L137 106V101H134L133 98H132V101L130 103H127L128 100L126 102ZM112 101H114V100H112ZM98 102H96V103H98ZM106 102H107V100H106ZM106 102L104 101V104H103L104 106H106ZM124 102H125V104H124ZM132 102H134L135 104L134 105L131 104ZM76 103H79V104H76ZM92 103L90 104L88 102L86 104L92 106ZM121 103H123L124 105L121 104ZM129 104L133 105V106L136 105L133 108L134 112H133V110H131L132 113L130 112V109H132L131 107L129 108V110H127L128 108H125L126 111L128 112V113L125 112L126 113L125 114L122 111L121 107H124L125 105H127L129 107L130 106ZM94 105H96V104H94ZM100 105H101V103H100ZM100 105H99V107H100ZM91 106L89 108H92ZM104 106H102V107H104ZM96 107H97V105H96ZM116 107H113V108L115 109ZM110 108H107V109H110ZM88 109H87V111H88ZM105 109L102 108L100 110L99 108H97L96 113H99L98 111H103L104 110L103 113H102L103 114L102 117L105 118V116H104L105 113L109 117L110 116L112 117V115L109 114L111 112H108V111L105 112ZM125 109H124V111H125ZM143 109H145V107H143ZM146 109H148V107H146ZM89 110H91V109H89ZM95 110L96 109H94V111L93 110H91V111L95 112ZM116 110H118V109H116ZM148 110L151 112L150 108ZM149 111H148V113H149ZM92 112H90V114ZM121 112L123 114H120ZM136 112H135V115L137 117H139L140 115H137ZM79 113H81V116L79 115ZM154 113H156V111ZM157 113H159V112H157ZM93 114L94 113H92L91 115H93ZM138 114H139V112H138ZM151 115H154V114H151ZM236 115H237V113H236ZM116 116H118V118ZM97 117H99V115ZM89 118H91V116H89ZM89 118H87V120ZM93 118L94 117L92 116V120H93ZM104 118H103V121H104ZM108 118H107V120H108ZM140 118H142V117L140 116ZM153 118L154 117H152V119ZM156 118H157V116H156ZM95 119H96V115H95ZM110 120H111V118H110ZM136 120H137V123H138L139 122L138 119H136ZM100 123H102V121ZM104 123L105 122H103V124H102V125H104L103 127H100L101 126L100 125V126H97L98 127L97 128L94 125L96 127L95 129H97V130L96 131L93 130V131L96 132V133H98V130H100L99 133L103 132V131H106L107 134H105V135H107L108 137L111 136V135L113 136L114 132L118 131V129H117L118 125L115 124V121L113 122V125L115 124L114 126H116L115 128L112 126V123H110V121H109V124H111L110 127H113V129H117V130H114L113 133H111L113 129H111V131H108V129L105 126ZM78 124H79V127L82 126V124L84 125V133L87 132L85 134L83 133V136L85 138L83 136H81L82 135V130H81V132L79 131L80 129H78ZM94 124H96L95 121H94ZM145 124L146 123H144V125ZM97 125H98V123H97ZM122 125H124V126L126 125V126L124 127ZM137 125H136V127H137ZM140 125H138L137 129H136V127L128 129L129 132L136 133L138 129L140 130L142 128V127L139 128ZM99 127L102 128V129L104 127H106V128H104L105 130L104 129L101 130ZM145 128H146V125H145ZM132 130H134V131H132ZM144 130H143V132H144ZM93 131L91 130V132H93ZM129 132H127L125 134V136L128 135V137H131L132 134L130 136ZM108 133L111 134V135H108ZM138 134L140 135V132H138ZM85 135H87V136H85ZM105 135L102 134V137H105ZM114 135H116V133ZM199 135L200 134H197V136H199ZM78 136H79V138H77ZM133 136H135V135H133ZM173 136H175V135H173ZM108 137H106V138H108ZM118 138L120 140L122 138H123L122 140H125L124 137H122V138L118 137ZM160 138L162 139V137H160ZM180 138L182 139V137H180ZM95 139H93V140H95ZM115 139L116 138H114V143H115V141H119V143L122 144V142H120L119 139L118 140H115ZM132 139L133 140H131V141H127V143L125 141H123V143L125 142V144H126V145L122 144V145H125L123 147H126L129 144V142H130L129 145H131V144L135 145L133 147L134 148L136 147V149H139L136 146L137 144L134 143V141L137 139V137L132 138ZM181 139H180L179 143H181ZM208 139H209V136H208ZM132 141H133V143H132ZM82 142L85 144L83 146L84 148L81 147ZM96 142H100V140L99 141L97 140ZM108 142H105V143H108ZM111 143H112L111 148L107 149V150H110L109 153L111 152V150H114L113 153L115 154V152L117 151V146L115 147V145L113 144V141L112 142L110 141V144ZM146 143H148V141ZM176 143H178V142H176ZM194 143H195V141H194ZM210 143L213 144V141H210V139H209V143L208 144H210ZM214 143H215V141H214ZM188 144H190V143H188ZM188 144H186V145H188ZM78 145H80V146H78ZM178 145H177V147H178ZM217 145L219 146V144H217ZM77 146H78V148L80 147L81 150L86 149V150H83V151H89L88 153L90 154V157L92 156V158H91L92 160L90 161L89 159H87V160L85 159L86 161H83L84 157L86 155H88V154H86L87 152H83L85 154H80V152L78 150L77 151L79 153L77 151H75V147H76V149H78ZM113 146H114V148H113ZM183 146H185V145H183ZM218 146H216V147H218ZM115 148H116V151H115ZM195 148H197V147H195ZM206 148H207V146H206ZM156 150H157V148H156ZM156 150H153V155L156 152ZM139 151H141V148H140ZM180 151H179V153H180ZM189 151L191 152L192 150H189ZM197 151H198V149H197ZM146 152H147V150L145 151V154H146V157H147L148 153H146ZM221 152H223V151H221ZM104 153H106V152H104ZM107 153H108V151H107ZM139 154L137 156H139ZM76 155H78V156L80 155L79 157L81 159H79V157L77 158ZM116 155L117 154H115L114 156L116 157ZM142 155H144V154L142 153ZM156 155H157V152H156ZM156 155H154V156H156ZM185 155H186V153H185ZM196 155H198V154H196ZM240 155L242 156L243 154H239V156ZM245 155H247V154L245 153ZM219 156H220V154H219ZM86 157L90 158L89 156H86ZM112 157H113V155H112ZM127 157L130 158L132 156H127ZM141 157H144V156H141ZM146 157H144V158H146ZM221 157H222V155H221ZM100 158H101V155H100ZM100 158H98V159H100ZM102 158L100 159V161L102 160ZM119 158H117L119 161H117L116 159H115L116 161L115 160L112 161V158L110 160L109 159L106 160V158H105V162L106 161L108 162V160H109L110 163H111V161L113 163L114 162H116V163L120 162L121 164L120 163L119 164L121 166H122L123 163H124L123 165H125L126 162H127V161L126 162L124 161L125 158L123 160V156L120 157V155H119ZM149 158L151 159L150 156H149ZM175 158H176V156H175ZM179 158H180V156H179ZM182 158L183 157H181V159ZM192 158H195V157H192ZM98 159H95L94 161H97ZM159 160H160V158H159ZM205 160H207V159H205ZM80 161H81V163H80ZM142 161H144L143 158H142L141 162ZM186 161H185V163L189 162V161H187V162ZM190 161H191V159H190ZM131 162H132V160H131ZM151 162H150V164H154L153 161H151ZM181 162H182V160H181ZM86 163H88V164H86ZM93 163H92V165H93ZM132 163H133V165H135L134 162H132ZM132 163H130V165H132ZM169 163H170V161H169ZM190 163H192V162H190ZM203 163H204V161H203ZM106 164L107 163H105V166H106ZM155 164L157 165L156 162H155ZM137 165L138 164H136V166ZM141 165L143 166V164H141ZM149 165H147V166H149ZM154 165H151V166L154 167ZM173 165H177V164H173ZM178 165L181 166L182 164L179 163ZM187 165H190V164H187ZM196 165L197 164H195V166ZM210 165H212V164H210ZM125 166H127V165H125ZM147 166H145V167H147ZM158 166H160V165L158 164ZM158 166H155V167H157L158 170H159L160 168ZM207 166H206V169H207ZM213 166H214V164L212 165V167ZM77 167H79V168L81 167V169H78ZM82 167H83V169H87V172H90V173L96 171L94 178H92L93 177L92 173L89 175V177H90L89 178L88 174L85 173L86 171L84 172ZM84 167H86V168H84ZM108 167H106V169ZM129 167H131V166H129ZM113 168H115V167H113ZM134 169H136V168L134 167ZM140 169H141V167H140ZM140 169L138 171L139 174H140V172H142V171H140ZM154 169L157 170L156 168H154ZM192 169L188 168L186 173H185V171H184V173L187 174L188 170L191 171ZM201 169H200V167H199V169L197 168V170L195 168V171L192 170L191 172L192 173L193 172L196 173L198 171L200 173L201 171H199V170H201ZM203 169H205V167ZM78 170L79 171L81 170L80 173H78ZM115 170H113L112 172L115 173L114 172ZM117 170L120 171L119 168ZM125 170H127V168ZM146 170L150 173L148 168ZM177 170H178V168H177ZM224 170L225 169H223V171ZM134 171H136V170H134ZM182 171H183V169H182ZM182 171H180V172H182ZM83 172L87 176L85 174H84L85 175L84 176ZM97 172H98V175H96ZM121 172H122V169H121ZM128 172L125 171V173H128ZM144 172H145L144 175H143V173H141L140 175H141V177L145 176V178H141L139 176V174L137 173V171H136V173L138 175L135 174V172H133L136 175V177L138 176L139 178H141L140 180H141L142 185H143V182H142L143 179L146 180V178L148 179L149 177H151V176L147 177V175H146L147 172L146 171H144ZM162 172L160 174H162ZM191 172H190V174H191ZM105 173L108 174V176L109 175L110 176L109 177L105 176L106 175ZM153 173L154 172H152V174ZM231 173H232V171H231ZM103 174H104V176H101ZM160 174H158V176H156L157 175L156 174L155 178L158 179L157 177L162 176ZM232 174H234V173H232ZM99 175L102 178V183L101 184H97V182H99L98 179L100 178ZM135 175H134V178H135ZM174 175L175 174L173 172V179L175 177L174 180L177 181L176 178H178V176H174ZM184 175L182 174L183 178L180 175V177L182 178V181H183L184 178L185 179L187 178V177H185L187 175H185V176ZM202 175L203 174H201V176ZM97 176H98V179H97ZM125 176L122 177L120 175L118 177L117 181L120 179V177L125 179ZM209 176H208V180H210ZM106 178L109 180V181H106L107 183L103 182V180H106ZM128 178H129V173H128V177H126V179H128ZM155 178L153 177V179H155ZM126 179H125V181H127ZM156 179H155V181H156ZM95 180L97 181L96 184H95ZM122 180H120V181H122ZM134 180L132 179V181H134ZM136 180H135V182H133L134 183L133 186L137 187L136 186V183H137L138 187L141 189V187H142V186L140 187L141 183L140 184L138 183V182H140V180L139 179H136ZM80 181L82 182V185H81ZM100 181H101V179H100ZM120 181H118V182L121 183ZM153 181L151 180V182H153ZM122 182H124V181H122ZM147 182L148 181L146 180L145 184H147ZM151 182L148 183L149 186H151ZM208 182H210V181H208ZM126 183H129L130 185L128 184V186H131L133 188V186H132L133 183L131 184V182H128V181L125 182V184ZM157 184H158V180H157ZM118 185L119 184H117V186ZM117 186H115V187H117ZM119 187H117V188H119ZM135 187L133 189H131L129 187V189L134 190ZM232 187H236V186H232ZM232 187L230 188V192H231ZM143 188H145V187L143 186ZM237 188H238V185H237ZM104 189H105V187H104ZM225 189L228 192L227 188H225ZM251 190H253V189H251ZM146 191H144V192H146ZM155 191H157V190L153 191L154 194H155ZM135 192L136 191L134 190V193ZM158 192H159V190H158ZM158 192H156L157 193L156 196L158 195ZM117 193L119 194V196H116V195H118ZM230 194L232 195V193H230ZM152 195H153V193H152ZM116 197H118L119 199L116 198ZM201 197H199V198H201ZM124 198H126V199H124ZM120 199H124L125 202L128 201L127 204L130 203L129 204L130 206L133 203L132 205H134V206L136 205L138 208H135L134 206H131L133 208L130 209V207H128V205H123L124 203H122ZM243 199H245V198H243ZM246 199H248V197ZM203 200L201 199L199 202H202ZM114 202H117V203L119 202L120 206L117 203H114ZM115 204H116L117 207L114 206ZM118 206L120 207V209L118 208ZM181 206H182V204L180 206H178L177 208H179ZM113 207L115 209L117 208L116 212L117 211L118 212L117 213L115 212V213L120 215L119 216L120 219H118V215H114V213H113L114 216L112 215V210H114ZM242 207H244V206H242ZM125 208L123 210H125ZM121 211L123 212V214L121 213ZM175 211H176V209H175ZM179 211H180V209H178V212H175V213H179ZM201 211L204 212V211H207V210L201 209ZM240 211H241V209H240ZM136 212L139 213V214L141 213L142 215L136 214ZM126 213L128 214V211ZM146 213L149 214V215H144L145 216L144 217L143 214H146ZM158 214L160 216H158ZM201 214L202 213L200 212V216H202ZM179 215H182V214L180 213ZM204 215H206V212H204ZM204 215H203V217H205ZM177 217H179V216H177ZM123 221H125L126 223L124 222L125 224H123ZM208 221L212 222L213 220H208ZM253 221H260V219L259 220L256 219V220H253ZM142 222L140 224L145 226L144 229L149 226L147 224L144 225ZM240 224H241V222L239 223V225ZM132 225L135 226V224H132ZM158 225L159 224H157L155 227H157ZM237 226H238V224H237ZM241 226L243 227V225H241ZM255 226L259 227L260 229H262V228L264 229V227H262L260 225L258 226V224L257 225L255 224ZM111 227H108V230H111ZM123 227H122V229H123ZM150 227H148V228H150ZM112 229L117 230L118 228L116 229V228L113 227ZM124 229L126 230V228H124ZM114 230L111 231V232H115ZM125 230H122V232L120 230V233L121 234L124 233ZM236 230H238V229H236ZM118 231L119 230H117V233H118ZM126 231H128V229ZM238 232H239V230H238ZM260 232H261V230H259V233ZM106 233H107L109 239L113 238L112 239L113 241L110 240L111 241L110 242L109 239L105 237V236H107ZM136 233L137 232H135L134 234H136ZM139 233L142 234V232H139ZM244 233L246 235V231ZM134 234L132 232V235H134ZM211 234H212V232H211ZM215 234H216V232H215ZM115 235H117V234H115ZM128 235H130V234H128ZM213 236L216 237V235H214V233H213ZM220 236H222V235H220ZM247 236H249V238H251L250 234H248ZM141 237H142V235H141ZM209 237L214 239V237H212L211 235ZM223 237H222V240L225 241V238H223ZM145 238L146 239H144V238H141V239L144 240V241L145 240L147 241L148 236H145ZM261 239L262 240H260V242H258V243H262L263 238H261ZM106 240H108V242H110V244L106 243ZM123 240H124V236H123ZM216 240H217V238H216ZM216 240H215V242H216ZM220 240L219 241L217 240L218 242H216V244L219 245V248L217 249L219 251H217V250L216 251L222 253L223 251L222 252L220 251V247L221 248L222 247L223 248H227V247H224L225 243L224 242L222 243V241H220ZM130 242H132L131 239H129V245L131 244ZM220 242L222 244H224V246ZM117 243H119V242H117ZM100 244H102V245H100ZM123 244H125V243H123ZM118 245L119 244H117V246ZM121 245H122V243H121ZM100 246H101V248H99ZM111 247L113 248L114 246H111ZM135 247H137V245ZM102 248H103V250H101ZM223 248L221 250H223ZM204 249L206 251L205 253H207V252L210 253L211 252V254H213V251H211L212 249L210 250L209 247L206 246V247L203 248V250ZM100 250H101V252H100V255H99V251ZM115 250H118V249H115ZM137 250H132V251L136 253ZM53 251L57 253V256H58V257L56 256L57 259L55 258V256L52 255ZM224 251H225V249H224ZM48 252H51L50 256L49 255L46 256V254H49ZM136 254H138V253H136ZM101 255H102V258L106 260V262H104L105 260L102 261V259L100 257ZM139 256L143 259V261H141V264L142 263L145 264L146 261H144L145 258H143V255L141 254ZM52 257H54L56 259V261H55L56 263H52V261H48ZM88 257H89V259H88ZM91 257L93 258L92 260H91ZM99 257H100L101 261H99L98 263L95 262V259L96 258L98 259ZM136 257H137V255H136ZM140 257H139V259H140ZM14 259H15L16 262L17 261L18 262L16 263L15 261H13ZM249 259L248 260L246 259L248 261V263H249ZM5 260H7V263L5 262ZM12 261L14 263H12ZM168 264H170V263H168ZM184 264H186V263H184Z\"/></svg>", "mask_w": 264, "mask_h": 264}]
</instances>
